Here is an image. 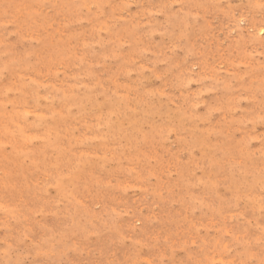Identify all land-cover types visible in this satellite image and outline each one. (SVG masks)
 <instances>
[{"label": "rangeland", "instance_id": "374dc122", "mask_svg": "<svg viewBox=\"0 0 264 264\" xmlns=\"http://www.w3.org/2000/svg\"><path fill=\"white\" fill-rule=\"evenodd\" d=\"M0 264H264V0H0Z\"/></svg>", "mask_w": 264, "mask_h": 264}]
</instances>
